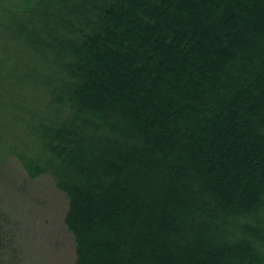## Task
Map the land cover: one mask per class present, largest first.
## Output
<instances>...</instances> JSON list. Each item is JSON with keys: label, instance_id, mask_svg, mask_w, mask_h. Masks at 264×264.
<instances>
[{"label": "trees", "instance_id": "obj_1", "mask_svg": "<svg viewBox=\"0 0 264 264\" xmlns=\"http://www.w3.org/2000/svg\"><path fill=\"white\" fill-rule=\"evenodd\" d=\"M15 6L0 164L67 196L73 264H264V0Z\"/></svg>", "mask_w": 264, "mask_h": 264}, {"label": "rangeland", "instance_id": "obj_2", "mask_svg": "<svg viewBox=\"0 0 264 264\" xmlns=\"http://www.w3.org/2000/svg\"><path fill=\"white\" fill-rule=\"evenodd\" d=\"M15 0H0V62L10 70L24 45L13 39L10 15L16 11ZM14 19H12L13 23ZM10 76L9 81L15 84ZM28 90V91H27ZM10 91V90H8ZM24 91L31 103L38 101L40 90L29 85ZM11 92V94L15 93ZM13 138L0 146L2 155L10 147L32 148L34 140L23 122L13 124ZM68 198L59 191L50 176L30 178L14 157L0 164V264H73L76 245L65 225Z\"/></svg>", "mask_w": 264, "mask_h": 264}]
</instances>
